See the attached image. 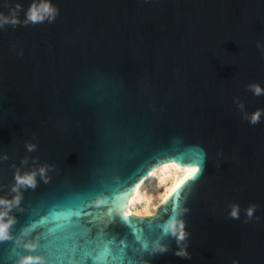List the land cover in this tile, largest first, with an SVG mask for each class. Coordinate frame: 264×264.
<instances>
[{"label": "water", "instance_id": "95a60500", "mask_svg": "<svg viewBox=\"0 0 264 264\" xmlns=\"http://www.w3.org/2000/svg\"><path fill=\"white\" fill-rule=\"evenodd\" d=\"M16 3L23 21L32 0H0V12ZM52 3L53 22L0 29V196L15 195L17 171L37 173L0 261L49 264L28 249L84 207L101 226L112 219L108 238L133 264H264V115L245 118L264 109L249 88L264 87V0ZM165 163L198 171L152 216L127 214ZM181 222L187 258L175 255Z\"/></svg>", "mask_w": 264, "mask_h": 264}, {"label": "snow or ice", "instance_id": "6c2138e0", "mask_svg": "<svg viewBox=\"0 0 264 264\" xmlns=\"http://www.w3.org/2000/svg\"><path fill=\"white\" fill-rule=\"evenodd\" d=\"M197 171L198 169L195 173ZM46 219L39 223L44 224ZM59 219V214H53L54 221ZM63 219L65 223H56L37 237L45 241L43 245L29 248L28 251L34 254L47 253L49 264H133L127 258L124 248H115L114 241L108 238L106 229L113 222L111 218L101 226L97 217L80 207L76 211L69 210ZM32 227L35 228L36 225ZM7 240L9 238L2 239L0 243ZM22 252L23 249L19 246L14 247L8 259L11 260L13 255L19 256ZM0 264L4 262L0 261Z\"/></svg>", "mask_w": 264, "mask_h": 264}, {"label": "clouds", "instance_id": "9594fccd", "mask_svg": "<svg viewBox=\"0 0 264 264\" xmlns=\"http://www.w3.org/2000/svg\"><path fill=\"white\" fill-rule=\"evenodd\" d=\"M22 9L23 5L20 3H16L14 6L9 8L8 13L0 12V29H2L5 25L8 24L15 26L17 24L23 23L27 25L29 23H42L45 20L51 23L55 20L59 12V9L52 3V0H32V3L29 4L27 10L24 13L23 21H21L18 13ZM249 88L255 95L264 94V87H261L259 84H251L249 85ZM262 115H264V109H258L251 114H247L245 118L248 119L250 124L254 125L259 122ZM33 147V145H28L29 150H31ZM195 171L196 168H193V174H195ZM43 172L44 169L41 168L40 173ZM36 175L37 173L35 171L23 174L17 171L15 175L16 184L12 188V192H14L15 195L12 198L0 196V240L9 238L10 236L9 229L14 223V217L11 215V210L20 204V188L24 186H34L36 183ZM255 209V205H249V207L245 209V214L248 219H251L253 217ZM239 214V205L233 204L229 212L230 217L233 219H238ZM173 235H175L177 240V248L175 251V255L187 258L188 252L186 245L184 247L180 246L181 242L186 239L187 235L186 232L183 230L182 222L180 223L179 231L174 230ZM29 247H33V245H29ZM158 251H167V247L162 245L159 247ZM35 261H39L40 264H43V258L39 256L23 257L18 262V264H30V262Z\"/></svg>", "mask_w": 264, "mask_h": 264}, {"label": "bare ground", "instance_id": "6f19581e", "mask_svg": "<svg viewBox=\"0 0 264 264\" xmlns=\"http://www.w3.org/2000/svg\"><path fill=\"white\" fill-rule=\"evenodd\" d=\"M194 167H179L165 163L152 169L130 196L126 213L134 216H152L156 209L177 188L184 174Z\"/></svg>", "mask_w": 264, "mask_h": 264}]
</instances>
